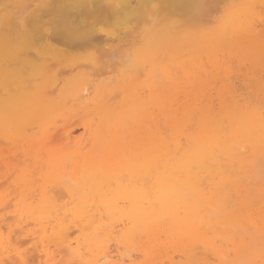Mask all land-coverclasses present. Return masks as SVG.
I'll return each mask as SVG.
<instances>
[{
    "label": "bare ground",
    "instance_id": "1",
    "mask_svg": "<svg viewBox=\"0 0 264 264\" xmlns=\"http://www.w3.org/2000/svg\"><path fill=\"white\" fill-rule=\"evenodd\" d=\"M94 1H52L46 31L31 17L34 32L13 33L18 48L0 47L13 141L46 168L0 191V205L16 208L0 217L4 260L55 264L58 254L40 249L47 241L71 264H126L134 254L181 264L169 251L190 261L198 246L218 264H264V83L243 95L232 73L218 87L192 67V89L180 94L177 76L184 52L264 49V0ZM91 19L120 26L88 29Z\"/></svg>",
    "mask_w": 264,
    "mask_h": 264
},
{
    "label": "rangeland",
    "instance_id": "2",
    "mask_svg": "<svg viewBox=\"0 0 264 264\" xmlns=\"http://www.w3.org/2000/svg\"><path fill=\"white\" fill-rule=\"evenodd\" d=\"M46 1H48L47 4L45 2L43 5L39 6L38 5L39 1H37V0L36 1L35 0H17V1L16 0H0V35H1L0 36V47L4 46L8 50H13L15 48H18L17 46H20V40H19V42L14 41V43H13L14 35L15 34H22V35L25 34V31L27 28H28L27 32L28 31L34 32L35 30H33V28H31V25H30V27L28 25V23L32 22L34 19H36V22L38 23V29L41 31L42 30L46 31L47 28L50 27V25L47 23L48 20L50 21V16L48 15V11H47L46 7H49V5H51V4H49L50 2L54 3L52 1L56 2V0H46ZM130 1H131L130 4L132 3V5H136L138 2L137 0H130ZM237 1L244 2L245 0H237ZM22 2H24V3H22ZM95 2L96 1H94V0H90V3H91L90 6H94ZM38 6H39V8H37ZM23 8L26 11L25 14H22L20 17L18 15L15 16L13 14V12L16 14V12L18 10H19L18 12H20V10L22 11ZM35 9H37V10H35ZM39 9H42V10H39ZM262 9L264 11V8H262ZM262 9H261V14L263 13ZM24 10L22 11V13L24 12ZM30 10H32V13H31L32 15H30V13H29V12H31ZM73 12H74V10H73ZM46 14H47V16H45ZM34 15L36 18L34 17ZM17 16L19 17V20L16 19ZM76 16H78L77 18H79V15L76 14L75 20H76ZM31 17H32V20L30 19ZM261 17H262V21L259 22L261 25H259V23H258V29L263 31V34H264V13ZM8 18L11 19L9 22H8V20H9ZM28 20H29V22H28ZM108 21H104V20L98 21L97 20V22H96L95 20L91 19V20H89V23L86 26L91 24V27H92L94 22H95V24L97 23L96 26L99 29L104 30V31L109 30V29H114L113 27H111L112 23H113V26L116 25V27H117L118 24L117 23L114 24L115 20L109 19ZM10 22H12L13 26L10 25ZM13 22L15 24H13ZM18 22H20L19 23L20 25H18ZM44 22H46V24ZM78 22H80V18L78 19ZM41 23L42 24L44 23V24L42 25ZM80 23H78V24H80ZM29 24H31V23H29ZM107 25H109V26H107ZM130 25L133 26V24H130ZM40 26H41V29H40ZM79 26H80V28H82V25H79ZM119 26L120 25H118V27ZM91 27L88 26V29ZM5 28H7V30L10 28L11 29L8 30L9 32H7V31H5L6 30ZM38 29H37V31H39ZM18 30H20V31H18ZM14 32H15V34H13ZM10 33H12L11 36H10ZM12 38H13V40H12ZM7 43H8V46H7ZM57 43L58 42H56L54 44L58 47H63L60 43H58V44ZM220 44H221V46H220ZM225 44H228V45L230 44L231 47H229L228 45L225 46L224 43H218L217 45H215V51H212V52L208 51L207 48H205L202 51H199L198 53H196L195 55H192V56L190 54H188V52H184V53H186V55H184V53H183L182 59H183V61H188L187 62L188 64L184 69L179 68L177 76L181 72L183 74H180V75L184 76L185 71L189 70V72H190V70H192L191 68L193 67V71H194V73H196L195 76L197 78H199L200 81L206 80L210 83V85L211 84H215V85L218 84L217 86L219 87L222 84V81L225 78H227L226 76H228V75L231 76L233 74L230 79L233 83H235L234 88L238 89L237 91L240 94H243V95H254V94H256L258 89L261 87V84H258V83H260V82L262 84L264 83V76H263L264 75V49H262L260 51L254 50L253 48H247L246 49L244 47V43H240V42L234 43L233 46H232V42H225ZM223 46H225V47H223ZM234 47H236V48H234ZM244 50H246V52ZM220 52L223 55H221ZM222 52H224V53H222ZM212 53H216L217 56H216V54L214 55ZM227 53L229 54V57H227L228 56ZM247 53H249L250 56H248L249 54L247 55ZM219 54H220V56L218 57ZM225 55H227V56H225ZM222 56H225V57L223 58ZM201 59H203V60L205 59L204 60L205 62L200 61V63H199V60H201ZM209 59H210V61H209ZM224 59L227 63L229 61V63L226 64V62H224ZM251 61H253L254 63L253 62L251 63ZM257 62H259V63H257ZM249 63H251V64H249ZM260 67H262L261 68L262 70H260ZM215 69H216V71H215ZM220 69H222V70L220 71ZM0 74H1V71H0ZM4 74H6L9 77L10 72L8 70H5ZM238 74H239V76H238ZM261 74H262V76H260ZM254 75H256V76H254ZM257 75H258V77H257ZM190 76H191V74L189 73L183 77L184 79L182 78L181 81H185V83L182 84V86L180 87V94H183L184 92L192 89V87H190V81L192 80V78ZM229 76H228V78H229ZM0 77H1V75H0ZM178 77L180 78L181 76H178ZM262 77H263V80H262ZM241 79H242V81H241ZM255 79L256 80L258 79L257 81H259V82L258 83L255 82ZM0 80H1V78H0ZM236 81L237 82L239 81L240 83L239 82L236 83ZM258 85H260V86H258ZM208 86L209 85H207V88H208ZM2 88H3V86L0 87V120H1L0 121V142L4 141L5 143L3 142L0 145L1 146L0 147V191H11L10 190L11 188H14V189H15V187L20 188L23 184H25V183L27 184V182H30V180L32 178H35V181L37 182L38 177L42 174V172L44 170H46V168L44 166V161H41L40 165L36 163L38 158H39V154L37 153V155H35L36 154L35 148L31 149L32 152H29L27 150V148L24 147V150H26V151L23 150V152L20 154L19 150H21V149H18V147L15 146V144L21 143V142L13 141V133H12L13 132L12 131L13 121H12L11 116L9 115L8 106L5 105V107H4L2 105L3 102H5V104H6L5 99L8 97V93L6 92V89L1 90ZM4 117H6L8 119V122H7V119H6V122H5V120H2ZM9 119H11V122ZM35 133H37L38 137L41 138L42 131L40 130V128L37 129ZM1 140H3V141H1ZM40 153H42V156H43L42 158H44L46 156V152L43 151ZM20 155H21V157H20ZM30 162H31V164H30ZM8 167H10V168H8ZM37 169H38V171H37ZM40 182L41 181L39 180V183ZM3 184H4V186H2ZM256 203H257V201H256ZM3 207H4V205L3 206L0 205V209H1L0 217L2 215H4V217L11 216L12 214L9 213V211H13L16 209L14 205H11L10 207L9 206L4 207V208ZM11 222L18 223V221H16L15 219L14 220L12 219ZM35 227L36 226L34 223L30 224L29 225L30 229H27L26 235L29 233L31 234L35 230ZM4 232H5V234H3L2 237L4 238L5 241H7V239H6L7 238L6 237L7 231H4ZM25 246H28V244H26ZM47 246L50 247V251H52L53 255L58 254L57 256H55L56 258L55 257L53 258L54 259L52 261L53 263H55V264H71L70 256H69L67 251L63 250L62 253L60 254L58 249H56V247L52 243H48L47 241L41 244L40 249H44ZM203 249H204L203 247L198 246V248L195 249V258L193 260H190V261H187L184 256H182L178 253H171V251H169V255L174 256L175 261H177V260L180 261V259H181V261L184 260V261H182L181 264H192V263L193 264H195V263L196 264H207V263L208 264H218L219 263L218 260H216V258L214 257V255H211L212 253H210V251L208 253V250L205 251V249L204 250ZM5 255H6L5 248H3V246L0 245V264H8L4 260ZM139 255L140 254H134V256H133L134 259L132 261L127 259L126 264H145V261H146L145 257L142 255H140V256ZM136 257H138V258H136ZM205 257H207L208 259L206 260ZM182 258H184V259H182ZM43 259L45 261L47 259V257L44 256ZM115 259H117V258H115ZM136 259H137V261H136ZM36 261L34 263L30 262V264H43V262H44L42 260V258H41V260H38L37 263H36ZM41 261H43V262L41 263ZM169 263L170 262L168 260H166L165 264H169ZM44 264H47L46 261Z\"/></svg>",
    "mask_w": 264,
    "mask_h": 264
}]
</instances>
